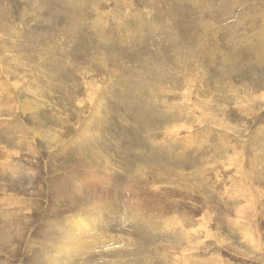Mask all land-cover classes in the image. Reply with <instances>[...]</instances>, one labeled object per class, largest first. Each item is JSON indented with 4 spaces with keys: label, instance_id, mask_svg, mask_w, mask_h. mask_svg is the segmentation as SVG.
Here are the masks:
<instances>
[{
    "label": "rangeland",
    "instance_id": "1",
    "mask_svg": "<svg viewBox=\"0 0 264 264\" xmlns=\"http://www.w3.org/2000/svg\"><path fill=\"white\" fill-rule=\"evenodd\" d=\"M0 264H264V0H0Z\"/></svg>",
    "mask_w": 264,
    "mask_h": 264
}]
</instances>
